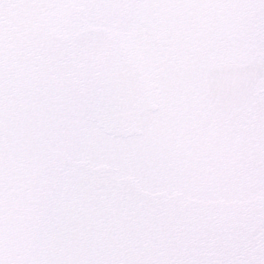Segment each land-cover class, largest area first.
I'll return each mask as SVG.
<instances>
[{
	"label": "snow or ice",
	"instance_id": "1",
	"mask_svg": "<svg viewBox=\"0 0 264 264\" xmlns=\"http://www.w3.org/2000/svg\"><path fill=\"white\" fill-rule=\"evenodd\" d=\"M0 264H264V0H0Z\"/></svg>",
	"mask_w": 264,
	"mask_h": 264
}]
</instances>
